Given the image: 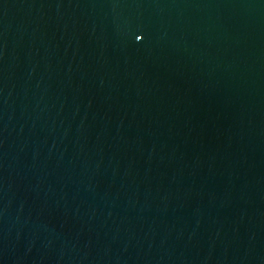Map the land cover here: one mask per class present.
Masks as SVG:
<instances>
[{"label":"water","instance_id":"95a60500","mask_svg":"<svg viewBox=\"0 0 264 264\" xmlns=\"http://www.w3.org/2000/svg\"><path fill=\"white\" fill-rule=\"evenodd\" d=\"M0 264H264V0H0Z\"/></svg>","mask_w":264,"mask_h":264}]
</instances>
